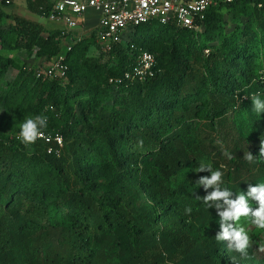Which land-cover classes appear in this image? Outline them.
Wrapping results in <instances>:
<instances>
[{"label":"trees","instance_id":"16d2710c","mask_svg":"<svg viewBox=\"0 0 264 264\" xmlns=\"http://www.w3.org/2000/svg\"><path fill=\"white\" fill-rule=\"evenodd\" d=\"M10 4L0 0V35L19 30L56 59L60 32L6 12ZM239 5L248 21L220 31L217 44L189 43L197 32L173 25L159 28L168 36L151 34L145 47L157 53L155 74L141 82L124 77L138 48L105 68L83 56L84 38L66 52L65 76L23 72L13 82L0 53V100L14 107L27 98L22 110L47 116L42 131L63 137L58 154L54 141L25 146L0 133V264H264V229L242 217L252 246L247 255L233 251L215 239L217 210L197 198L207 194L199 178L211 175L197 172L199 164L224 173L221 187L233 199L264 183V112L257 116L251 101L264 100V0L213 5L205 29L216 30L220 11ZM5 19L15 22L6 33ZM110 78L117 88L109 108Z\"/></svg>","mask_w":264,"mask_h":264},{"label":"rangeland","instance_id":"374dc122","mask_svg":"<svg viewBox=\"0 0 264 264\" xmlns=\"http://www.w3.org/2000/svg\"><path fill=\"white\" fill-rule=\"evenodd\" d=\"M10 1L11 4L10 6L6 7V12H11L14 15L34 23L40 22L39 24L46 28V21H48V19L47 16L40 13V9L44 10L47 5L54 3L56 0ZM251 5H254V3H251ZM248 19L249 15L247 12L241 9V5H239L237 8L225 7L220 11L218 19L216 20L217 29L208 31L204 27L203 29L196 31L197 33L195 32L196 37L193 35L190 36L189 43H191L192 40H195V42L198 40L200 43L208 41V44H217L220 31L226 34H231L239 27H243ZM11 23H15L13 19L4 20L2 29L4 30V33L10 31L9 27ZM162 27V24L154 23V25H152L151 28L145 33L135 30L128 31L122 36L121 41L116 44L111 51H106L102 44L98 43L97 35H87L88 33L84 35L81 33L80 36H87L85 39L87 40V43L83 49V56L89 60L88 62H94L98 60L99 64L101 63L105 65V68L120 66V57L132 55L133 51L137 48L141 50L140 52L149 50L148 47H145V44L150 41L151 38H149V36L151 34H156L157 36L170 35L160 31L159 28ZM46 34L47 32L43 33V37L46 36ZM48 48V46L43 47V45L40 43H32L28 39V35L21 33L19 30L9 32L7 35L1 34L0 53L3 55V58L9 62L8 71L6 72V81L13 82L17 79L20 73L23 72L26 74L31 73V75L34 76L39 69H43L49 65L54 57L51 59L48 58V54L50 52L48 51ZM41 52H44V54H40ZM205 53L208 52L205 50ZM153 54L156 57L157 53ZM80 61V63L84 62L83 59ZM35 78H33L31 82H34ZM112 80L113 79L110 78L107 81L108 87L106 86V88L108 99L104 103L105 106L109 108L111 106L110 104L112 103L114 90L117 88V86L112 84ZM27 102V98L19 96L17 102L14 103V107H10L8 106V102L6 100H0V133H7L11 136L19 135L20 125L24 118L34 117L33 115H30L29 113L22 110L26 107V105L29 104ZM106 111L107 110L103 109L101 113L106 114Z\"/></svg>","mask_w":264,"mask_h":264},{"label":"built area","instance_id":"2783aa9c","mask_svg":"<svg viewBox=\"0 0 264 264\" xmlns=\"http://www.w3.org/2000/svg\"><path fill=\"white\" fill-rule=\"evenodd\" d=\"M10 0H6L8 3ZM233 0H56L47 16L50 21L63 23L59 38H69L70 32L81 28L82 19L90 11L98 12L96 35L98 43L106 51H111L122 36L135 27L147 23H160L163 26L173 25L199 31L205 27L207 13L213 5ZM72 49L67 44L66 50ZM66 51V52H67ZM209 51L208 49L206 50ZM66 53L58 54L49 65L36 72L37 78L55 76L63 77L68 70L65 63ZM156 57L150 51L139 55L138 63L124 77L131 81H144L155 74ZM113 81V80H112ZM116 81H120L117 79ZM46 142H56V152L63 147V137L43 132ZM53 147H48L52 152Z\"/></svg>","mask_w":264,"mask_h":264},{"label":"clouds","instance_id":"9594fccd","mask_svg":"<svg viewBox=\"0 0 264 264\" xmlns=\"http://www.w3.org/2000/svg\"><path fill=\"white\" fill-rule=\"evenodd\" d=\"M253 112L257 116L264 112V100L259 95L251 96ZM48 126V117L36 115L34 117H26L20 125L18 139L25 145L34 144L37 139L43 138V129ZM260 156L264 157V142L261 143ZM231 158V157H229ZM251 161L253 155L247 153L244 157ZM197 172H210V176H201L197 182L199 186H203L207 194L201 199L203 204L209 208H215L219 216V228L215 235L217 241H227L228 248L247 255V249L252 246L251 238L245 228L238 224L241 218H250V223L258 229H264V183L256 186L249 185L246 195L240 192L233 199V192L228 188H222V177L224 173L220 170H213L211 166L199 164ZM208 189L212 191L208 192ZM258 202V207L253 209L249 200ZM191 207L185 208L186 214H191ZM235 222V224L230 223ZM259 251L264 252V247H259Z\"/></svg>","mask_w":264,"mask_h":264},{"label":"crops","instance_id":"0c3cea01","mask_svg":"<svg viewBox=\"0 0 264 264\" xmlns=\"http://www.w3.org/2000/svg\"><path fill=\"white\" fill-rule=\"evenodd\" d=\"M97 18H98V12L90 11L82 19L83 24H82L81 28H78V29L71 31L69 38L67 37V38L62 40L61 38H59V34H60L59 33L58 34V40L60 41V46H61V51L59 54L66 53V51H67L66 45L67 44L73 45L76 41H79V40L87 37V36H84V37L80 36L81 33L84 35L86 33H88L87 35H92V34L96 35L95 27H96V24L98 22ZM48 21H46L47 22V26H46L47 29L58 30L60 32L61 29H63L65 27V25L63 23L53 22V21H50L49 19H48Z\"/></svg>","mask_w":264,"mask_h":264}]
</instances>
